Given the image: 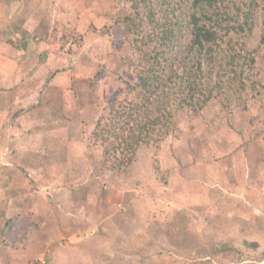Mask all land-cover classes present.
Listing matches in <instances>:
<instances>
[{
	"label": "rangeland",
	"instance_id": "374dc122",
	"mask_svg": "<svg viewBox=\"0 0 264 264\" xmlns=\"http://www.w3.org/2000/svg\"><path fill=\"white\" fill-rule=\"evenodd\" d=\"M125 4L0 0V264H264V44L245 109L231 96L181 110L120 176L87 138L135 57ZM13 23L42 61L11 50ZM247 206L262 207L256 223Z\"/></svg>",
	"mask_w": 264,
	"mask_h": 264
},
{
	"label": "trees",
	"instance_id": "16d2710c",
	"mask_svg": "<svg viewBox=\"0 0 264 264\" xmlns=\"http://www.w3.org/2000/svg\"><path fill=\"white\" fill-rule=\"evenodd\" d=\"M124 1L127 12L117 22L133 34L135 57L87 138L99 164L120 176L130 173L142 147H159L178 129L181 110L199 112L213 98L224 105L231 96L245 109L243 95L261 85L255 65L264 44V0ZM2 36L22 59L42 57L27 28L13 23Z\"/></svg>",
	"mask_w": 264,
	"mask_h": 264
},
{
	"label": "crops",
	"instance_id": "0c3cea01",
	"mask_svg": "<svg viewBox=\"0 0 264 264\" xmlns=\"http://www.w3.org/2000/svg\"><path fill=\"white\" fill-rule=\"evenodd\" d=\"M3 150V148L1 147L0 148V151H2ZM3 153L4 152H1L0 154H2L3 155ZM6 163V162H5ZM4 163V164H5ZM230 166H231V164H230ZM227 167V166H226ZM244 170H245V172H246V168H244ZM252 171H254V173H255V175L254 176H252V177H254V178H258L259 176H261L260 175V173H258V171L256 170V167L255 168H253L252 169ZM248 173V172H247ZM11 184H13L12 182H11ZM10 189H12V188H10ZM14 189H15V187H14ZM8 199H9V197H8ZM9 201H10V199H9ZM239 202H240V200H239ZM212 204H214V206L213 207H211L212 208V210L214 209H217L218 207H221V209L222 210H227L228 209V206H227V204H225V205H221V204H219L218 205V207H217V203L216 202H212ZM234 206H236V204L234 205ZM238 206H239V208H244V206L242 205V203L240 202L239 204H238ZM248 207V211L247 210H244L243 212H242V215H243V218H244V221H243V224H245V225H248L249 223H251V221L249 220V219H253L254 221H255V223H256V220H257V217H258V215H259V213H260V209H262V207L260 206V208L259 209H255V210H253V211H251L250 210V208H249V206H247ZM257 211V212H256ZM263 211V210H262ZM251 213V214H250ZM256 213H257V216H256ZM2 218H0V220H1ZM252 220V221H253ZM213 223H215V222H213ZM5 227V223H4V220L2 221L1 220V222H0V236H2L1 235V232H2V228H4ZM247 257V256H246Z\"/></svg>",
	"mask_w": 264,
	"mask_h": 264
}]
</instances>
